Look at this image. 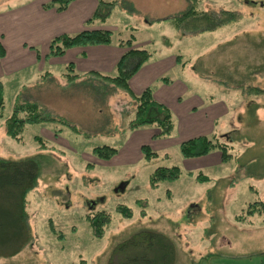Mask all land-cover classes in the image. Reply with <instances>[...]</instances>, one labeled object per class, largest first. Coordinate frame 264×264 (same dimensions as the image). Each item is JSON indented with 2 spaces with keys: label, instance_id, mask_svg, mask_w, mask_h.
<instances>
[{
  "label": "rangeland",
  "instance_id": "1",
  "mask_svg": "<svg viewBox=\"0 0 264 264\" xmlns=\"http://www.w3.org/2000/svg\"><path fill=\"white\" fill-rule=\"evenodd\" d=\"M35 1L0 0V16ZM103 1L116 2L106 23L117 26L114 41L134 34L153 54L147 63L161 64L148 86L170 109L173 132L131 130L133 97L83 71L75 69L73 84L60 64L42 71L32 64L1 79L0 158H37L41 173L27 196L30 240L0 264H108L114 247L142 230L172 241L174 264H264V0ZM187 11L198 15L172 20ZM222 11L236 20L218 24ZM146 87L130 89L138 95ZM24 102L37 103L46 120L16 140L5 120ZM200 135L227 145L230 160L222 162L218 150L184 158L180 142ZM103 145L118 154L98 159L92 150ZM144 145L158 155L145 159ZM174 166L178 179L151 185L156 168ZM101 210L111 218L99 237L88 217Z\"/></svg>",
  "mask_w": 264,
  "mask_h": 264
},
{
  "label": "trees",
  "instance_id": "2",
  "mask_svg": "<svg viewBox=\"0 0 264 264\" xmlns=\"http://www.w3.org/2000/svg\"><path fill=\"white\" fill-rule=\"evenodd\" d=\"M75 0H52L43 5V8L55 9L58 12L65 11ZM98 8L88 24L94 20L106 21L110 15V9L116 2H104L98 0ZM104 8L107 11L104 12ZM198 12L187 11L186 13L172 18L173 21L181 23L190 14ZM218 24L234 21L237 14L230 11H222ZM220 14V15H221ZM183 25V24H182ZM127 29V28H126ZM135 36L132 34L128 39H118L116 43L125 52L118 61L115 72L116 76H105L99 72H86L83 75L97 76L109 81L114 87L123 89L129 93L137 103L135 118L130 122V129L135 130L144 126H156L159 133L156 137L169 136L173 132V118L170 109L154 99L150 86L146 87L140 94L134 95L130 89V79L151 58L152 52L144 48L134 46ZM114 41L113 31L109 29H85L75 34L63 33L54 37L48 45L46 58L61 57L67 50L76 47L110 45ZM37 50V49H36ZM6 52L0 42V58L5 57ZM38 58L40 53L37 50ZM179 61V59L177 58ZM66 74H63L68 83L73 84L80 75L74 73L73 63L66 66ZM51 73V72H50ZM48 72V77L51 75ZM162 81L167 80L165 78ZM0 82V90L2 89ZM2 94V93H1ZM4 101L0 98V120L3 119ZM35 102H24L16 104L14 110L5 122L8 135L16 140H21L26 126L42 124L45 122ZM216 136L208 137L200 135L191 137L180 142L179 150L184 158H198L208 155L214 150L221 152V161L227 162L231 155L227 152V145L215 140ZM145 159L150 160L158 154L148 145L141 147ZM119 149L109 145L93 148L92 153L100 160H110L116 156ZM41 168L37 158L23 160H6L0 158V257H11L18 254L30 240L28 216L26 211L27 196L36 187L40 178ZM181 175V169L174 167H158L150 177V183L156 187L163 181H174ZM202 179V178H201ZM256 204V203H255ZM263 207L264 204L262 203ZM118 210L125 216L130 217L131 211L123 206ZM260 212V211H259ZM255 211H248L253 214ZM91 226L97 236H102L107 223L110 222V213L101 210L94 216L88 217ZM243 220V219H239ZM176 251L172 241L163 233L142 230L133 234L125 241L117 244L111 254L108 264H174Z\"/></svg>",
  "mask_w": 264,
  "mask_h": 264
},
{
  "label": "crops",
  "instance_id": "3",
  "mask_svg": "<svg viewBox=\"0 0 264 264\" xmlns=\"http://www.w3.org/2000/svg\"><path fill=\"white\" fill-rule=\"evenodd\" d=\"M43 3L39 0L21 5L0 16V42L6 52L5 58L0 59V80L12 73L23 71L32 64L40 66L41 71L48 64H60L65 68L68 63H73L80 72L115 71L119 58L125 52L116 42L110 45L76 47L67 50L61 57L46 58L49 42L60 34H75L85 29L117 30V26L106 25L109 19L94 20L88 24L98 8V0H75L63 12L46 10ZM146 44L134 41V46L138 48L145 49ZM36 46H41L43 50L40 59ZM161 68L157 60L143 65L131 80L130 86L135 90L148 86L157 79V72ZM152 71L155 72V78L151 75ZM50 75L52 76V72Z\"/></svg>",
  "mask_w": 264,
  "mask_h": 264
},
{
  "label": "water",
  "instance_id": "4",
  "mask_svg": "<svg viewBox=\"0 0 264 264\" xmlns=\"http://www.w3.org/2000/svg\"><path fill=\"white\" fill-rule=\"evenodd\" d=\"M93 206H95L94 202L89 203V207L92 208Z\"/></svg>",
  "mask_w": 264,
  "mask_h": 264
},
{
  "label": "flooded vegetation",
  "instance_id": "5",
  "mask_svg": "<svg viewBox=\"0 0 264 264\" xmlns=\"http://www.w3.org/2000/svg\"><path fill=\"white\" fill-rule=\"evenodd\" d=\"M122 188L124 187V185H122L121 186ZM92 202H94L95 203V205H96V202L95 201H92ZM88 207H89V205H88ZM90 208V207H89ZM94 208V206L92 207V208H90V209H93Z\"/></svg>",
  "mask_w": 264,
  "mask_h": 264
}]
</instances>
